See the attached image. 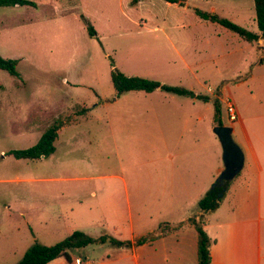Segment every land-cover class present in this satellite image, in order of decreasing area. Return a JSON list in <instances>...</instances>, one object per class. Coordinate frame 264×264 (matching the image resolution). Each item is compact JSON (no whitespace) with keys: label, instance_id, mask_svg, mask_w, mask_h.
Returning <instances> with one entry per match:
<instances>
[{"label":"rangeland","instance_id":"1","mask_svg":"<svg viewBox=\"0 0 264 264\" xmlns=\"http://www.w3.org/2000/svg\"><path fill=\"white\" fill-rule=\"evenodd\" d=\"M31 1L34 6H0V55L18 60V76L0 69V209L4 205L11 209L6 208L2 236H8V224L14 221L22 240L32 239L30 246L34 241L53 245L80 224L57 212L65 213L80 199L98 206L115 205L120 223L128 226L122 183L129 185L133 220L134 183L139 184L142 195L140 210L147 218L153 217L159 211L158 185L165 181V169L176 182L181 176L176 167L182 165L176 157H166L176 152L172 149L175 139L161 142L158 136L181 135L183 143L197 139L205 144L210 131L206 128L205 132L202 121L196 127L137 126L141 119L140 114H133L137 101L163 105L157 109L159 113L170 114L175 107L169 108V104L190 103L205 112L204 100L199 97L209 98L213 105L219 103L217 91L223 83L230 89L225 95L233 98L241 114L249 104L255 107L260 102L262 84L243 75L253 66L247 67L233 55L222 56L221 51L215 54L213 43L224 50L230 41L223 36L214 39L219 24H204L193 11L197 7L212 12L214 6L221 16L240 8L245 20L240 26L248 29L253 0H244V4L239 0H187V6L164 0ZM88 24L94 36L88 33ZM254 55L250 58L255 61ZM112 64L125 75L183 87L199 97L156 90L144 99L126 96L120 99L126 106L113 107L117 92L110 77ZM208 86L214 89L213 94L206 91ZM219 104L225 121L224 104ZM59 122L62 126L55 150L47 158L16 159L8 154L11 149L34 145L49 126ZM69 133H76L82 143L68 147L64 137ZM213 135L216 168L222 162V151ZM207 141L209 146V138ZM95 183L114 186L98 196L79 186ZM55 261L67 264L64 258Z\"/></svg>","mask_w":264,"mask_h":264},{"label":"crops","instance_id":"2","mask_svg":"<svg viewBox=\"0 0 264 264\" xmlns=\"http://www.w3.org/2000/svg\"><path fill=\"white\" fill-rule=\"evenodd\" d=\"M239 1L244 4V0ZM210 10L217 12L214 6ZM241 12L239 8L238 12L223 13L221 17H226L243 26L242 23L245 20ZM248 20L251 22V27L248 29L260 34L255 20L254 3ZM202 21L204 24H207L206 22L215 24L206 20ZM219 26L213 38L219 41L221 36L227 37L226 41H230L231 44L225 45L224 50L222 48L219 50L213 43L214 53L221 51L222 56L233 55L238 62H245L247 67L251 64L250 67L253 66V68L247 73L244 72L243 75L248 74L247 78L253 81L258 80L262 86H259V104L255 107L249 104L244 114H241L237 106L239 113L237 121L229 122L227 118L223 121L219 104L222 124L232 128V137L243 151L244 162L241 171L228 182L218 206L208 211H200L197 208L198 200L210 189L211 183L223 168L222 162L216 168L213 166L215 148L212 128L217 124L215 123V107L211 100L209 98L204 100L205 112H199L195 103L169 104V108L175 107L171 109L170 114L157 111L163 106L161 104L137 101L133 114H140L141 119L135 125L149 127L192 124L196 127L197 123L202 121L205 122V132L207 128L211 134L207 135L208 131L206 132L209 146L207 140L205 144L197 139H193L194 142L183 143L181 135L158 136L161 142L175 139L172 149L176 152H169L166 157L170 160L176 157L182 165L176 167L181 175L176 182L171 181L170 173L165 169V181L158 185L161 196L158 200L159 211L153 217L147 218V215L144 216L143 211L140 210L143 202L137 183L131 185L134 191L136 220L131 217L129 185L122 183L129 210L128 226L124 227L120 223L117 216L120 210L115 205L98 206L94 201L86 202L80 199L71 203L65 213L57 212L68 221L74 219L80 223L70 228L68 235L74 230H80L94 238L108 235L122 241L129 240L132 245L118 247L108 242L89 244L70 250V261L64 257H58L46 264H62L54 263L59 258H64L67 264H77V259L80 260L79 264H197V229L191 219L199 223L209 237L210 264H264V36H260L254 42H248L227 28ZM230 32L237 35L238 39L232 37ZM252 53L255 54V61L250 58ZM211 55L214 56L212 53ZM255 68L259 71L258 73L253 70ZM218 89L224 94L230 93L229 87L223 83ZM156 90L160 89L152 92L131 90L122 93L113 100L115 102L113 107L126 106L127 104L120 101L126 96L135 94L136 98L144 99ZM193 93L197 95L196 92ZM254 95L255 93L252 94ZM115 114L116 112H113V115ZM110 121H112L111 114ZM64 141L70 148L82 143L76 133L67 134ZM83 180H92V178L84 177ZM79 186L81 189L89 190L91 196H98L102 195L106 189L111 190L114 185L95 183L91 186L89 184H79ZM6 208L11 210L10 205H4L0 209V230L4 231ZM8 216L11 217V214L8 213ZM6 233L7 237L2 236L0 232V264H17L30 246L32 239L23 241L18 224L16 225L14 221L8 224ZM146 235L150 236L149 240L139 245L133 244L137 238Z\"/></svg>","mask_w":264,"mask_h":264},{"label":"trees","instance_id":"3","mask_svg":"<svg viewBox=\"0 0 264 264\" xmlns=\"http://www.w3.org/2000/svg\"><path fill=\"white\" fill-rule=\"evenodd\" d=\"M137 1V0H134ZM171 4L185 5L187 0H164ZM254 10H255V20L257 28L260 34L250 31L234 22L230 19L221 17L214 12H209L202 10L197 7H193L194 13L202 20L217 23L228 30L237 34L240 38L248 41L254 42L258 40L260 36H264V0H253ZM34 2L31 0H0V6H15V5H32ZM88 33L91 36L95 35V31L91 25H87ZM17 59L4 58L0 55V69L7 71L12 76H18L17 72ZM110 77L117 96L131 91H144L152 92L155 89H160L165 92L175 93L179 95L191 96L198 98L193 91L187 90L183 87L167 85L155 80H151L140 76H128L122 73L117 67L112 64V69L110 71ZM203 100H207V97H199ZM215 123L221 125L222 121L219 114V103H215ZM62 126V122L53 123L49 126L39 137L37 142L27 148L23 149H11L8 151L9 155H12L16 159H37L41 156L47 157L51 155L54 150V141L58 134V129ZM228 183H226L227 185ZM222 188L215 187L210 188L197 202V208L200 211H208L215 209L220 201L218 197V192ZM191 222L195 225L197 229V264H210L209 255V237L203 230L202 226L191 219ZM150 239L149 235L137 238L133 244L139 245ZM108 242L113 246H130L132 242L129 240L122 241L108 235H102L98 238H94L83 231L75 230L70 235L65 237L63 240L53 244V245H43L38 241L27 248L22 258L17 264H46L47 262L58 258L64 257L67 261H70L69 251L85 247L89 244H97Z\"/></svg>","mask_w":264,"mask_h":264},{"label":"water","instance_id":"4","mask_svg":"<svg viewBox=\"0 0 264 264\" xmlns=\"http://www.w3.org/2000/svg\"><path fill=\"white\" fill-rule=\"evenodd\" d=\"M212 131L217 136L221 145L223 168L215 178L211 188H222L218 192V197H222L227 188L226 183L230 182L241 171L244 155L241 147L232 137V128L230 126L224 124L215 125Z\"/></svg>","mask_w":264,"mask_h":264},{"label":"built area","instance_id":"5","mask_svg":"<svg viewBox=\"0 0 264 264\" xmlns=\"http://www.w3.org/2000/svg\"><path fill=\"white\" fill-rule=\"evenodd\" d=\"M206 91L208 92L209 95L214 93V89L210 86L206 88ZM217 92L219 94V98H218L219 103L224 104V109L227 114L228 121L229 122L237 121L239 119V113L232 97L229 95H225L219 89ZM76 263L79 264L80 260L77 259Z\"/></svg>","mask_w":264,"mask_h":264}]
</instances>
